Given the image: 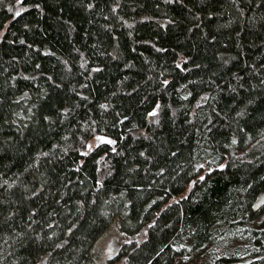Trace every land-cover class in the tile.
I'll use <instances>...</instances> for the list:
<instances>
[{"label":"trees","instance_id":"trees-1","mask_svg":"<svg viewBox=\"0 0 264 264\" xmlns=\"http://www.w3.org/2000/svg\"><path fill=\"white\" fill-rule=\"evenodd\" d=\"M19 13V15H17ZM0 264H264V0H0Z\"/></svg>","mask_w":264,"mask_h":264},{"label":"rangeland","instance_id":"rangeland-1","mask_svg":"<svg viewBox=\"0 0 264 264\" xmlns=\"http://www.w3.org/2000/svg\"><path fill=\"white\" fill-rule=\"evenodd\" d=\"M124 241L125 237L116 229L112 228L106 231L104 235L100 237L96 242L95 264H106L107 259L113 257L117 253L118 249ZM42 260L43 259H41L37 264H42ZM178 264H203V260L201 257L196 256L191 260L185 262H178Z\"/></svg>","mask_w":264,"mask_h":264},{"label":"snow or ice","instance_id":"snow-or-ice-1","mask_svg":"<svg viewBox=\"0 0 264 264\" xmlns=\"http://www.w3.org/2000/svg\"><path fill=\"white\" fill-rule=\"evenodd\" d=\"M17 15H19V13H17Z\"/></svg>","mask_w":264,"mask_h":264}]
</instances>
